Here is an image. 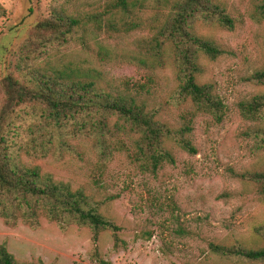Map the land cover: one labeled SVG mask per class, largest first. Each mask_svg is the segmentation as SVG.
Wrapping results in <instances>:
<instances>
[{
  "label": "rangeland",
  "instance_id": "obj_1",
  "mask_svg": "<svg viewBox=\"0 0 264 264\" xmlns=\"http://www.w3.org/2000/svg\"><path fill=\"white\" fill-rule=\"evenodd\" d=\"M116 0H0V121L17 146L31 145L44 134L34 125L35 105L17 103V87L25 69H17L15 52L30 29L54 10L78 17L86 36L71 41L51 58L34 63L40 70L70 69L98 78L105 91H124V83L143 85V99L170 130L188 128L186 139L196 150L184 152L174 142L167 148L173 164L156 172L145 170L123 153L113 152L104 163L92 143L63 133L47 158H31L55 180L92 191L102 212L118 227L99 234L96 244L89 228L40 219L32 228L6 226L0 220V245L19 264H264L211 246L256 250L264 247V184L249 174L264 172V143L254 124L242 118L240 102L264 94V85L251 80L264 71V22L254 19L255 0H218L232 20L231 29L201 21L194 33L212 41L223 54L215 60L199 55V84H209L221 100V121L197 112L177 93L170 49L160 61L143 45L163 22L168 7L138 0L125 13L113 10ZM39 126V127H38ZM49 130V129H47ZM126 142V141H125ZM19 150L18 148H15ZM99 178L101 188L94 186ZM108 196L114 199L106 202ZM117 244V245H116Z\"/></svg>",
  "mask_w": 264,
  "mask_h": 264
},
{
  "label": "trees",
  "instance_id": "obj_2",
  "mask_svg": "<svg viewBox=\"0 0 264 264\" xmlns=\"http://www.w3.org/2000/svg\"><path fill=\"white\" fill-rule=\"evenodd\" d=\"M147 1L157 4L164 1L168 12L143 45L146 54L160 61L162 50L170 49L179 96L197 112L221 121L224 105L209 84L198 83L197 76L201 72L199 55L215 60L223 51L212 41L197 36L193 25L201 21L231 29L232 20L218 0ZM255 1L258 5L254 19L264 22V0ZM137 2L116 0L113 10L125 13ZM4 15L5 10L0 5V19ZM85 36L78 17L58 9L36 23L15 52L16 67L25 69L26 74L21 82L8 77V86L17 87L18 104L35 105L34 125L41 126L44 134L33 138L31 145L17 146L11 136V126H15L13 121H8L4 134L0 121V220L8 227L22 223L34 228L40 219L75 224L92 231L94 244L99 234L105 231L112 232L115 243H118L119 229L102 212L92 191L55 180L40 166L31 164V158H47L55 144L63 142V133L92 143L101 159L97 165L100 173L113 152L123 153L143 169L156 172L164 164L174 163L172 152L167 148L168 142H174L184 152L195 154L196 150L185 137L188 128L172 131L157 118L156 112L148 108L143 99V85L126 81L124 91L113 93L102 89L98 78L88 73L66 68L40 70L33 66L43 58L55 56L71 41L84 42ZM251 80L264 85V71L256 72ZM238 111L246 121L264 124V94L240 102ZM254 133L263 144L264 125ZM248 178L264 184V172L249 174ZM93 181L95 187L101 188L99 178ZM113 199L114 196H108L106 202ZM261 229L264 230V226ZM211 247L220 255L234 251L242 259L264 261V247L256 250ZM100 263L106 264L101 260ZM0 264H19L3 245H0Z\"/></svg>",
  "mask_w": 264,
  "mask_h": 264
}]
</instances>
